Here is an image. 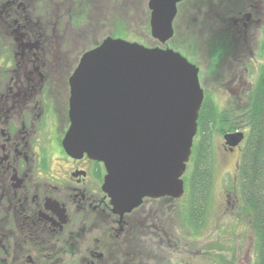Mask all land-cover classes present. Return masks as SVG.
<instances>
[{
	"label": "flooded vegetation",
	"instance_id": "obj_1",
	"mask_svg": "<svg viewBox=\"0 0 264 264\" xmlns=\"http://www.w3.org/2000/svg\"><path fill=\"white\" fill-rule=\"evenodd\" d=\"M220 2L214 9L207 2V16L199 21L204 27L211 14L221 26L214 29L215 37L202 38L211 70L227 53L231 71L245 56L256 63L264 39V5L260 0ZM74 4L63 8L61 0H0V264H128L159 230L139 208L148 201H169L143 197L133 209L115 212L103 190L105 166L65 149L75 72V55L65 51L75 50V28L84 24L75 23V16L85 5L80 0ZM53 6L57 10L51 17L60 18L47 22ZM64 14L69 15L65 24ZM209 31L202 29V34ZM175 50L196 63L188 47ZM245 71L246 64L232 72L241 77ZM156 220L159 224V216ZM128 243L132 248L134 243L135 251Z\"/></svg>",
	"mask_w": 264,
	"mask_h": 264
},
{
	"label": "water",
	"instance_id": "obj_2",
	"mask_svg": "<svg viewBox=\"0 0 264 264\" xmlns=\"http://www.w3.org/2000/svg\"><path fill=\"white\" fill-rule=\"evenodd\" d=\"M179 1L148 2L150 34L160 43L173 34ZM202 100L198 69L178 52L108 37L75 69L65 149L104 164L103 190L118 212L144 196L180 197ZM224 139L234 146L242 134Z\"/></svg>",
	"mask_w": 264,
	"mask_h": 264
},
{
	"label": "rangeland",
	"instance_id": "obj_3",
	"mask_svg": "<svg viewBox=\"0 0 264 264\" xmlns=\"http://www.w3.org/2000/svg\"><path fill=\"white\" fill-rule=\"evenodd\" d=\"M61 1L65 5L63 8L71 7L74 4L71 3V0ZM80 1L85 6L82 8L81 13L75 16V23L79 21L80 24L82 22L84 24L75 28V50L70 48L65 51L69 53V56L75 55V67L85 51L100 43L105 36L111 37L114 33H118L119 29L121 32L124 31V34L126 33V36L123 37H127L126 39L129 41L145 46L159 45L157 40L150 35L149 0ZM76 2L77 0H75V4ZM207 2H211V7L214 9V7H218L220 0H184L182 5L178 6L179 11L174 21L175 32L169 44H175L174 47H188L190 49L196 63L201 66L204 84L211 91V93H207L208 97L210 96L213 101H216L220 109L225 110L229 107L226 104L227 99L232 97L235 100H239L247 88L251 86L252 81L255 79L253 77L256 73L255 67H258L263 61L259 58L256 63H253L245 56L244 61L238 62L237 66L233 67V70H238L239 66L243 67L246 64L248 65V72L245 71L241 77L234 76L233 70H229L228 66H226L228 65V60L232 59L230 53H227L225 56L221 55V57L217 58L216 67L214 66L213 70H211L201 45L206 39L202 38L209 37L211 34L215 37L218 33L216 34L214 29L216 30V26L219 28L221 26L218 25L216 18L210 17L213 16L211 14L208 16L209 24L205 21L204 27L200 26L199 21L207 16L205 13H207V8L210 4ZM220 3L222 4V2ZM260 3L264 5V0H260ZM194 4L198 7H193ZM56 10L54 6L48 9L47 22L60 18V14L56 17H51L52 11ZM63 12H66V10ZM76 12H79V10ZM203 13L204 16H202ZM200 18L202 19L200 20ZM61 21L64 24L69 22V15L64 14ZM262 24H264V18ZM199 28L201 29L199 30ZM256 28L253 27V34ZM202 29L210 30L209 32L211 33L202 34ZM261 30L263 31L264 29ZM257 34L258 31H255L254 36ZM247 50H249V47ZM182 52L188 55L183 49ZM251 55H249L250 58H252ZM66 66H68V63L63 61L62 69L66 71L64 72L65 74L68 70H66ZM240 81L244 82V87H234L239 85ZM64 85L67 87L65 83ZM225 89H229L231 92H224ZM222 136L223 134L212 130L210 137H208L211 140L209 144L211 149L209 157L211 172L210 191L206 203L204 223L199 227H194L195 225L191 224V220L186 214L189 198L186 200L185 197H182L175 202L173 199H169L166 203L158 205H154L151 201L145 202L139 208L140 211L138 213L144 212L143 216L145 217L146 213H148L150 219L156 225L153 227L154 230L157 227H159V230L157 235H153L152 241L142 243L140 253L136 255L137 259L128 261V264L132 262V264H136L134 262L138 264H219L222 259L232 264H254V241L250 234L249 225L247 220L242 219L236 211L239 197L233 180L236 177L235 168L239 157L238 149L233 152L224 150ZM191 168L192 165L189 164L187 172H190ZM193 200L194 195L190 198V203ZM158 216L160 219L159 224L156 220ZM159 234L160 237H158ZM112 244L114 245V243ZM123 245L120 243L121 247ZM128 246L130 250L135 251L134 243L133 248L129 243ZM129 252L126 253L131 256ZM119 254L122 257L120 252ZM140 255H142V258L145 257L141 261H139Z\"/></svg>",
	"mask_w": 264,
	"mask_h": 264
},
{
	"label": "trees",
	"instance_id": "obj_4",
	"mask_svg": "<svg viewBox=\"0 0 264 264\" xmlns=\"http://www.w3.org/2000/svg\"><path fill=\"white\" fill-rule=\"evenodd\" d=\"M117 35L126 34L119 29ZM259 57L263 62L257 67L251 88L238 108L220 109L219 104L210 96L204 99L197 119L192 171L190 175L184 176L185 189L189 196L187 198L194 195L193 202L188 205V215L196 219L200 212L205 215L209 198L211 140L208 137L212 130L221 134L236 130L244 132L245 139L238 147L239 157L233 182H236L239 194L237 214L247 220L253 233L254 264H264V46ZM203 218L193 220V224L200 226ZM220 262L219 264H232L225 259Z\"/></svg>",
	"mask_w": 264,
	"mask_h": 264
}]
</instances>
